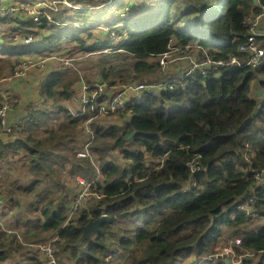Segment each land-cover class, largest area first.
<instances>
[{
    "label": "trees",
    "instance_id": "obj_1",
    "mask_svg": "<svg viewBox=\"0 0 264 264\" xmlns=\"http://www.w3.org/2000/svg\"><path fill=\"white\" fill-rule=\"evenodd\" d=\"M15 3L0 0V7ZM70 3L68 7L59 2L57 9L43 5L41 9L50 17L37 13L19 20L22 24L16 31L20 33L36 36L47 29L50 33L42 39L36 37L31 44H0V75L5 68L3 57H9L13 65L24 59L35 61L28 68L31 76L24 78L25 86L15 85L21 99L10 111L9 121L23 117L30 102L38 103L28 111L32 120L22 125L21 132L9 134L14 139H0V160L17 167L21 150L30 159L29 171L35 180L24 187L29 198L31 187L43 186L44 190L51 183L61 190L38 191L30 203L42 215L37 213L30 223L23 220L39 227L40 233L50 232V236L40 239L36 232L33 242L25 241V245L15 241L16 247L28 253L31 248L27 245L55 239L60 264H182L185 259L220 252L225 246L221 237L229 229L227 236L240 235L241 247L258 256L246 258L245 264H264V223L256 230L254 218L238 208L241 200L252 197L253 209L264 217V67H226L208 76L190 73L174 81L173 89L148 87L128 95L125 107L116 111L121 118L116 123L103 126L98 121L102 118L98 116L101 102L113 96V86L135 83L159 71L158 56L173 45L198 41L224 58L237 53L239 44L247 39L246 18L260 13L264 0ZM87 3L105 4L115 14L105 18L106 11L98 10L93 16L89 9L79 7ZM92 19L100 22V27L108 26L107 31L99 28L100 33L120 35L117 43L113 45L109 35L90 39L94 34ZM112 25L120 27L112 29ZM65 41L72 45L61 47ZM94 54H103L98 80L110 85L99 97L93 95L95 80L87 70L81 76L79 63L87 57L88 64ZM56 56L67 62L53 66ZM39 61L45 62L43 67ZM185 65L180 72L188 70V60ZM168 73L167 69L154 80L148 77V83L164 79ZM174 74L175 70L171 77L181 76ZM85 85L90 87L84 98ZM79 88L81 94L77 93ZM80 133L85 135L83 139L78 137ZM59 144L65 146L54 150ZM86 146L89 154L78 156ZM116 149L122 152L123 163L111 157ZM60 167L66 168L69 178L55 177L54 170ZM258 172L262 179L256 176ZM79 177L89 184L87 200L70 214L84 189ZM104 213L110 218L89 239L84 238L83 226ZM126 218L134 221V229L120 234L113 226ZM3 224L13 226L10 219L6 223L0 219V261L7 258ZM119 250L123 253L118 255ZM43 258L41 262L34 255L23 264H46L44 254Z\"/></svg>",
    "mask_w": 264,
    "mask_h": 264
},
{
    "label": "rangeland",
    "instance_id": "obj_2",
    "mask_svg": "<svg viewBox=\"0 0 264 264\" xmlns=\"http://www.w3.org/2000/svg\"><path fill=\"white\" fill-rule=\"evenodd\" d=\"M93 1H96V0H93ZM112 1L113 0H105V3L109 5L112 3ZM139 1L141 2L142 0H139ZM59 2L65 3L68 7L72 6V3H70V0H23L22 3L20 0H16V3L14 4V6L19 7L20 8L19 11L14 16L3 18L4 22L0 21V44H3L7 41H13L16 45H22L24 43L31 44L33 42V39L35 40L36 37H37V39H42L44 37L45 33H47V34L50 33V32H48L47 29H43V32L37 33L36 36L33 33H29V34L26 32L20 33V32L16 31V29L20 27L19 24H22L21 23L22 20L21 21H19V20L20 19H24V20L29 19V17L31 15L34 16L37 13H39V16H41L40 15L41 13H47L49 15L48 17H50V14L46 10L41 9L42 5L48 4L49 6H53L55 9H57ZM79 7H84V8L89 9L90 13L93 16H95L97 14L98 10L99 11H106L105 18H109L110 16L115 14L114 12L113 13L109 12L107 10V8H106L107 6H105V4L98 7V5L92 6L90 3H87L86 5L79 6ZM129 8H130V6H128L126 9H124L122 11V13H126L129 10ZM71 14H73V13H66V15H71ZM64 22H62V24ZM69 23H72V21H66V24H69ZM91 24L94 26L93 27V30H94L93 33L94 34H93V37L90 39L93 40V38H96V37L101 38V37H104L106 35H109V37L108 36L107 37H108V39L113 41V45L116 44L117 41L120 39V35H117L115 33L112 34V32H108V33H105V32L100 33L99 32V28L102 29V31H107L108 26L100 27L101 25H99V24H101V23L95 22V20H93V19L91 21ZM111 27H112V29H117L116 27H120V25H112ZM263 27H264V23H263ZM118 29H120V28H118ZM36 30H38V29H36ZM120 30H122L124 32L123 29H120ZM13 35H14V39L11 40ZM83 36L86 37L87 34H84ZM194 43L195 44L191 45L190 49H189L191 51V53L188 54L187 56L179 59L180 64H176L177 63L176 61L178 60V59H176V60L172 61L169 65H167L165 68L170 69L171 71H169V72H173L175 70L176 73H179L181 66H186L185 63L187 62V60L189 62V58L192 56V54L195 55L196 57H199V50L200 49L209 51V49H205L201 45H200L201 48H198L197 47V45H199L198 41H195ZM173 44H175V42ZM67 45H72V43L69 41H65L61 44V47H64ZM108 52H110V51H108ZM78 57L80 58V56H78ZM78 57H75V58L78 59ZM90 57H91L90 62L88 64L86 62L87 57H84L83 61L79 62L80 63V70L82 71L81 76L84 77V72L87 70L90 77L93 80H95V83H100L101 81H99L98 78L100 79V76H101V73H100V71L102 70L101 59L103 58V54H94L93 56H90ZM3 59H4L3 64H4L5 68H4L3 72L1 73V76H9L10 70L12 69L14 62H12L11 59L7 56L3 57ZM24 60H26V59H24ZM24 60H21V61H24ZM26 61H28V60H26ZM119 61H121V60H119ZM31 62L35 63V61H33V60H31ZM40 62L41 61H39L37 63L39 64V66L43 67L42 65H40ZM64 62H67V60L61 61V60H59V56H56V58L51 61V63L55 67L62 65L61 63H64ZM23 64L24 63L20 64V69L23 66ZM63 65H68V64H63ZM165 68L163 69L161 66L159 71L155 72L154 74L147 75L144 77H140L139 79H140V81H144V82L148 83V80H147L148 77H153V80L156 79L161 73L166 72ZM163 75H162V77H163ZM29 76H31V70L29 72V69H27L25 75H23L22 77H19V78H15V79L11 78L9 81L10 82L9 85L6 86V87L11 89V95L4 93V99L8 98V100H9L10 110H11V108H12V110L13 109L15 110L16 105L18 104V102L21 99V94L17 93V91L15 92V85L10 86L11 82L15 81V83H19L18 86H21V85L25 86L23 82H26L27 79L24 80V78H28ZM164 76H166V74ZM16 77H18V76L16 75ZM163 78H165V77H163ZM160 79H158L157 81H159ZM124 84H126V83H122V84L119 83L118 86H122ZM18 86L16 85V87H18ZM253 87H254V89H256L258 91V86L256 87V83L253 84ZM0 90L3 92L2 84L0 85ZM80 91H81V89L79 88L77 90V93H80ZM4 99H3V101H4ZM75 99L77 102L79 101L78 98H75ZM37 105H38V103L36 102V105H33V106H37ZM45 105L50 106L51 104L50 103L47 104L45 102ZM168 106H171V104H169ZM8 117H10V112H9ZM99 117H102L98 121L103 126H105L106 124H110V123L111 124L116 123L118 120L121 119L119 117L118 112H116L115 114H111V115H101ZM99 117H97V118H99ZM84 136L85 135L82 133L78 134V137H80L82 139ZM64 146L65 145H63V144L55 145L54 150L57 149L58 147L63 148ZM136 147L143 149V146H141V145H137ZM112 156L116 157V160L118 162H120V163L124 162V157H123L122 152L120 150L116 149L114 151H111V157ZM48 163H49V161H48ZM29 165H30V159L26 158L24 156V152L22 150L19 152L17 167L11 166L8 163V161H6V160H0V190H1L0 219L2 221H4L5 223L7 220L10 219L12 222V225H13L11 227L5 226V224L2 225V228L5 229V231L7 233V239L5 240V243H6L5 250L7 253V258L4 260H1L0 264H18V263L23 264L24 262L27 263V261H25V260L26 259L28 260L30 257H32L34 255H36L40 259L41 262H42V260H44V258H43L44 253L42 254L43 251H41V249L38 246L27 245V247L31 248L30 252L27 253L23 249L19 250L20 246L17 248L15 241L23 242L24 244H25V241H29V243H31L34 241L33 240L34 237L32 235L36 232H39L40 239L47 238L48 236H50V232L42 231L40 233L39 227L34 226L33 224L32 225H26L23 223V220L26 221L27 223H30V219L34 220L37 217V213H39V215H42L40 210H37L36 208L32 209V206L30 203L31 199L37 195L38 191H40V193H43L44 191L46 192L47 189H51L52 190L51 192H54L55 190H58L57 192H59L61 190L56 185L49 183L46 186V183H45L44 185L46 186V189L43 190L42 189L43 186L31 187L30 189H28V191L31 192L30 194H31L32 198H29L28 196H26L25 195L26 191H25L24 187H26V186L30 187L33 184V181L35 180V177L33 175H31V173L29 171ZM54 172L57 173V175H55V177L61 176L62 179H63V177L69 178V172L66 171L65 167H60L59 169H55ZM69 182H70V184L72 183L71 181H69ZM48 197L49 196H47V198ZM36 198H33L32 200H35ZM33 210L35 212H33ZM263 223H264L263 218L254 219L252 221V225L256 230H259L260 229L259 225H261ZM134 225H135L134 221L130 220V218H129V220H128V218H126V219H122L118 223H116V225L113 226V229L117 230L118 233L122 234L126 230L134 229ZM7 229H12L15 231H12L9 233L7 231ZM228 232L230 233L231 230L227 229V231L221 237V244H223L226 241V239L228 238V236L226 235ZM108 238L110 239L109 236H108ZM224 244H225V246H223L220 249V253L212 256L213 260H209L208 258H206V256L204 257V259L199 258V257H195V259H193L192 261L189 259L183 260L182 264H189L190 261H191L190 263H192V264H219V263L229 264L226 262V260H228V259H230V262H231L230 264H233L238 259L241 249H238L239 247H236L232 252H229V251L221 252L224 250V248L226 246L233 245L230 241H228V243H224ZM121 253H123V252L119 250V253H117V254L119 255ZM118 255H116V256H118ZM255 259H258V256L255 257Z\"/></svg>",
    "mask_w": 264,
    "mask_h": 264
},
{
    "label": "built area",
    "instance_id": "obj_3",
    "mask_svg": "<svg viewBox=\"0 0 264 264\" xmlns=\"http://www.w3.org/2000/svg\"><path fill=\"white\" fill-rule=\"evenodd\" d=\"M259 1V0H258ZM19 7H16L14 5L8 6V7H0V18H6L14 16L18 11ZM35 20H38V17H35ZM263 20V21H262ZM245 22L248 25V35L246 36L247 39L245 42L239 44L238 52L237 53H230L227 55V57H221L218 54L211 53L209 51L203 50V53L199 57H196L192 54V56L189 58V64L190 68L187 72H185L184 76L189 75L190 73H198L200 75H209L211 73H217L222 68L225 67H244V66H250L252 68H259L264 66V8L260 13H251L245 20ZM197 45V44H196ZM191 45H184V46H176L173 45L170 47V50L163 53L160 56V65L164 69L167 65H169L172 61L176 59H180L182 57L187 56L191 53L190 49ZM198 48H201L200 45H197ZM201 50V49H200ZM199 50V52H200ZM23 64V66L20 69V64ZM44 61L40 62V65H44ZM31 66V61H21L15 65H13L10 75L9 76H1L0 75V85L2 84V90H0V121L1 125L4 128V130L8 133L14 132V131H21L22 125L25 124L27 121H31L32 117L28 113L29 109H33L36 105V101H32L29 103V106L27 107L26 114L19 118L16 122H10L9 121V100L8 98L4 99V93L11 95V89L6 87L9 85L10 79H15L22 77L25 75L26 70ZM16 75L18 77H16ZM18 83H15V81H12L10 86L17 85ZM165 83H162L163 85ZM152 87L159 86V84H150ZM94 86L96 89L93 92V95H102L103 93H106L107 89L109 88V84L107 81L100 82V83H94ZM149 85L144 84L142 82H138L136 84H127L124 85L123 88L113 91V96L111 98H107L106 100L101 102V107L99 108V114H113L117 110L124 108L126 105L127 97L126 94L128 93H135L140 92L144 88L148 87ZM90 86L85 85L83 90V97L85 98L87 95V89ZM172 87V86H171ZM4 99V101H3ZM89 154L88 147H85V150L83 152H80L79 155L86 156ZM256 176L259 179H262L261 174L258 172ZM78 181L80 185L84 188L80 192L79 197L76 200V204L72 206L70 209V214H72L79 206H83L84 203L87 200V190L89 191V184L87 181H85L83 178L79 177ZM241 209H244L247 211L249 215H252L256 217L258 213L255 210H252L250 208V200H246L240 205ZM104 213L103 215H105ZM8 232H12V230L7 229ZM232 244L233 243H240V238H232L229 240ZM38 246L41 251H43L47 261L46 264H60L58 260V256L56 255L55 251V239H51L47 244H38ZM234 250L233 245L226 246L223 251L221 252H232ZM219 254V253H218ZM250 255L249 253H240L238 259L233 264H243V258ZM212 259V257H210ZM230 260V259H228Z\"/></svg>",
    "mask_w": 264,
    "mask_h": 264
},
{
    "label": "clouds",
    "instance_id": "obj_4",
    "mask_svg": "<svg viewBox=\"0 0 264 264\" xmlns=\"http://www.w3.org/2000/svg\"><path fill=\"white\" fill-rule=\"evenodd\" d=\"M248 34L246 33V35H245V37L247 36ZM247 38V37H246ZM241 44V43H240ZM238 48H239V46H238ZM161 56V55H160ZM160 56H158V58H159V62H160ZM177 63H180L179 62V60H177L176 61ZM176 63V64H177ZM175 64V65H176ZM160 67H161V65H160ZM244 67H247V66H244ZM248 67H250V66H248ZM264 67V66H263ZM189 68H190V66H189ZM188 68V69H189ZM226 68V67H225ZM252 68V67H251ZM259 68H261V67H259ZM166 69V71H167V68H165ZM223 69V68H222ZM221 69V70H222ZM169 71H171L170 69H168ZM220 70V71H221ZM188 71V70H187ZM187 71H181V72H179V73H176V74H174V75H178V74H181V76H175L174 78L173 77H171V75H170V73H172V72H169L168 74H167V76L164 78V79H160L159 81H155V82H152V83H146V82H144V81H136L135 83H127V84H136V83H138V82H142V83H144V84H147V85H149L148 87H152L150 84H159V86H154V88H152V89H159V90H162V89H165V88H170V89H173L174 88V81H176V80H178V79H180V78H182V77H185L184 76V74H185V72H187ZM219 71V72H220ZM218 73V72H217ZM196 74H198V73H196ZM211 74H215V73H211ZM198 75H200V74H198ZM210 75V74H209ZM203 76V75H202ZM205 76H208V75H205ZM162 83H165V84H163V85H161ZM127 84H124V85H127ZM124 85H122V86H113V88H114V91H117V90H119V89H121V88H123V86ZM172 86V87H171ZM148 87H146V88H148ZM110 88V87H109ZM146 88H144V89H146ZM143 89V90H144ZM143 90H141V91H143ZM140 91V92H141ZM140 92H135V93H140ZM133 93H128V94H126V97H127V101H126V103L128 102V95H132ZM36 107V106H35ZM34 107V108H35ZM30 110V109H29ZM32 110V109H31ZM30 110V111H31ZM3 128V127H2ZM23 129V128H22ZM5 130H4V128H3V131L2 132H4ZM6 132V131H5ZM20 133L21 131H14V132H10V133ZM8 133V132H7ZM10 133H8V134H10ZM80 152H83V151H81V150H79L78 151V156H80V157H84V156H82V155H79V153ZM257 174V173H256ZM246 200H250V208L252 209V210H254L253 209V205L251 204L252 202H254V200H253V198L252 197H246L244 200H241L239 203V206H238V208L240 209V210H242V211H245L246 213H247V211L246 210H244V209H241L240 208V205L243 203V202H245ZM257 212V211H256ZM258 213V212H257ZM247 215H249L248 213H247ZM249 216H251V217H253L254 219H259V218H263L264 219V217H261L260 216V214L258 213V215L256 216V217H254V216H252V215H249ZM10 230H12V229H10ZM12 231H15V230H12ZM10 233V232H9ZM232 236V234H230V235H228V238L226 239V241L224 242V243H228V241L230 240V239H232V238H235V237H231ZM239 238L241 239V242L240 243H233V248L235 249L236 247H239L238 249H241V251H240V253H249L250 255H248V256H246V257H244L243 258V264H245V259L246 258H249V259H255V257H257V254H255V253H253V252H251V251H247V250H245L243 247H241V245H242V237L239 235ZM241 247V248H240ZM218 253H220V252H218ZM218 253H213V254H210V255H207L206 256V258H208L209 260H213V259H210V257H212L213 255H215V254H218ZM213 258V257H212ZM203 259H204V257H203ZM226 262L227 263H231L230 262V260H226Z\"/></svg>",
    "mask_w": 264,
    "mask_h": 264
},
{
    "label": "water",
    "instance_id": "obj_5",
    "mask_svg": "<svg viewBox=\"0 0 264 264\" xmlns=\"http://www.w3.org/2000/svg\"><path fill=\"white\" fill-rule=\"evenodd\" d=\"M132 135H129L128 138H130ZM0 139L4 140V141H10L12 139H14V137H12V139L9 137V134L7 132H1L0 133ZM110 217L106 214V215H102V217L93 220L91 222H89L88 224H86L85 226H83V236L84 238L89 239L91 237V234L94 231H97L100 229V224L102 222H104L105 220H108Z\"/></svg>",
    "mask_w": 264,
    "mask_h": 264
},
{
    "label": "crops",
    "instance_id": "obj_6",
    "mask_svg": "<svg viewBox=\"0 0 264 264\" xmlns=\"http://www.w3.org/2000/svg\"><path fill=\"white\" fill-rule=\"evenodd\" d=\"M10 122H13V121H10Z\"/></svg>",
    "mask_w": 264,
    "mask_h": 264
},
{
    "label": "bare ground",
    "instance_id": "obj_7",
    "mask_svg": "<svg viewBox=\"0 0 264 264\" xmlns=\"http://www.w3.org/2000/svg\"><path fill=\"white\" fill-rule=\"evenodd\" d=\"M43 6V5H42Z\"/></svg>",
    "mask_w": 264,
    "mask_h": 264
}]
</instances>
